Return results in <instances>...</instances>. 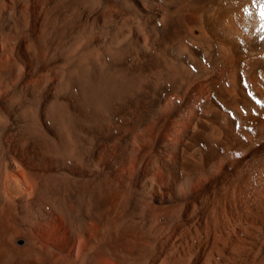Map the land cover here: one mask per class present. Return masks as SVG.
<instances>
[{"label":"bare ground","instance_id":"1","mask_svg":"<svg viewBox=\"0 0 264 264\" xmlns=\"http://www.w3.org/2000/svg\"><path fill=\"white\" fill-rule=\"evenodd\" d=\"M0 264H264V0H0Z\"/></svg>","mask_w":264,"mask_h":264}]
</instances>
